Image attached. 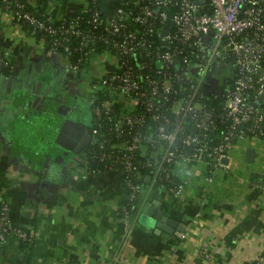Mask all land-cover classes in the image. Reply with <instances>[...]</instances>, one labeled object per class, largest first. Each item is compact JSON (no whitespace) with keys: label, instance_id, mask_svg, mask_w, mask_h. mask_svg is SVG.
<instances>
[{"label":"crops","instance_id":"0c3cea01","mask_svg":"<svg viewBox=\"0 0 264 264\" xmlns=\"http://www.w3.org/2000/svg\"><path fill=\"white\" fill-rule=\"evenodd\" d=\"M27 1L52 21L77 16L86 5ZM119 2L101 5L111 12ZM0 52L11 63L0 59V199L8 201L13 223L35 232L31 246L14 235L0 241V264H246L264 250V140L237 141L211 181L203 160L174 164L173 176L186 181L179 197L157 185L146 193L145 178V199L139 203L138 197L121 215L128 190L120 170L84 175L83 150L48 138L66 118L84 125L107 52L94 50L73 69L66 55L1 8ZM78 129L71 123L66 128L73 134ZM248 147L254 149L251 161ZM143 207L175 220V229L143 224Z\"/></svg>","mask_w":264,"mask_h":264},{"label":"built area","instance_id":"2783aa9c","mask_svg":"<svg viewBox=\"0 0 264 264\" xmlns=\"http://www.w3.org/2000/svg\"><path fill=\"white\" fill-rule=\"evenodd\" d=\"M0 1L12 17L34 27L78 35L74 50L91 39L88 56L94 50L107 52L94 83L103 91L95 94L96 114L79 165L84 175L103 169L92 172L94 164L117 167L130 200L139 192L145 195L144 178L146 193L157 185L176 197L186 181L164 187L159 180L173 177L177 162L205 161V179L211 181L217 166H227L224 158L237 141L264 140V0H120L101 17L94 12L92 21L100 31L90 39L74 23L55 28L47 17L24 9L21 0ZM48 47L55 51L52 44ZM0 59L11 66L1 52ZM220 61L229 62L233 74L220 90L203 91L204 72ZM208 92L221 104L219 113L205 104ZM217 122L224 125L214 139L207 132ZM8 210L1 198L0 241L8 233L34 240L35 232L13 223ZM246 264H264V250Z\"/></svg>","mask_w":264,"mask_h":264},{"label":"trees","instance_id":"16d2710c","mask_svg":"<svg viewBox=\"0 0 264 264\" xmlns=\"http://www.w3.org/2000/svg\"><path fill=\"white\" fill-rule=\"evenodd\" d=\"M86 1H87V4L84 6L82 11L79 13V15L74 16V17L63 16L61 19H58L56 21L47 20L46 22L48 23L50 21L55 28H59V25H61V24H64V26H68L70 23H74L77 28H79L81 31H83L87 35L88 38H86V39H90V36L98 33V31H100V26H94V22L92 21L93 16H94V12L98 11L99 13L97 14V16L101 17V15H103L105 10L103 9V7L101 5V0H86ZM21 2H23V4H24V9L33 10L31 8V6L29 5V2L27 0H21ZM0 8L3 10H7L4 8L3 2H1V1H0ZM7 11H9V10H7ZM9 13H10V11H9ZM35 15L38 18L46 20V17L41 15V14H38L35 12ZM12 18L15 22L21 24L23 27L28 29V31H30L36 37L42 38L47 43V46L52 44V47H54V49L57 53L66 55L70 61V64L74 63V61H75L78 63V67H79V66H82L83 63L88 59V57H89L88 51L93 47L91 44V39L87 43H85V42L82 43L81 49L74 50L73 46L76 44V42L78 43V41H79L78 35L61 34L58 29H57L56 33L50 32L44 28L34 27L33 25L29 24L27 21H25L23 19H17L15 17H12ZM53 41H56V43L54 45H53ZM95 44H96L98 49L104 48L103 44H101L99 42H96ZM65 46L69 47L70 52H65L66 51L64 48ZM86 50H87V52L84 53V51H86ZM81 52L83 53V55L80 54ZM80 55H81V59L78 60V57H80ZM203 100H204L205 104L208 106V108L213 109V111L219 113L222 110L221 104L218 103L217 98L213 97V92L212 93H209V92L206 93V95L203 97ZM223 125H224V123L217 122L216 127L209 129L207 133L210 136H213L214 139H216L220 135V130L223 128ZM97 166L100 168H103V169H109V168L102 167V164H100V165L94 164V166L92 168V172L95 171ZM144 176H146V172H143V177ZM176 180H177V178L175 176H173V177L170 176L169 178L162 177L159 180V183L162 184L164 187H168ZM143 183H144V181H143ZM127 190L129 191L128 188H127ZM137 198H138V196H136L133 200H130L128 197L122 203V206L119 209V214H121V215L125 214L124 210H122V208L127 209V211L129 212V210L131 209V206L135 203ZM26 227L27 226H23V228H26ZM8 235H13V234L8 233L7 236ZM18 241L22 245L31 246V244L33 243L34 240H32V241L18 240Z\"/></svg>","mask_w":264,"mask_h":264},{"label":"water","instance_id":"95a60500","mask_svg":"<svg viewBox=\"0 0 264 264\" xmlns=\"http://www.w3.org/2000/svg\"><path fill=\"white\" fill-rule=\"evenodd\" d=\"M70 123L72 125L74 124L76 129L79 128L77 131L79 134H73L66 130L67 126ZM84 127H85L84 125L79 124L75 120L71 118H66L60 124L58 128V132L56 133L54 140L55 142L61 145H64L68 149L78 151L89 140L88 135L86 136V133L83 134ZM174 145L176 146L180 145V140L178 138L174 140ZM253 154H254V149L252 147H248L246 149V159L251 161L253 158ZM138 197H139V203L141 202L142 199L143 200L145 199L142 192L139 193ZM140 218H142V222H144L143 224L153 228L154 231H159L161 229H164V230L172 232L176 227L175 220H171L170 218L162 216L161 214L159 215V212L158 214H155V213L151 214V212L147 210L146 207L142 208L140 212ZM167 226H169L170 228H168Z\"/></svg>","mask_w":264,"mask_h":264},{"label":"rangeland","instance_id":"374dc122","mask_svg":"<svg viewBox=\"0 0 264 264\" xmlns=\"http://www.w3.org/2000/svg\"><path fill=\"white\" fill-rule=\"evenodd\" d=\"M91 54L94 55L95 52L93 51ZM107 56H108V54H107ZM102 61L103 60H101V62ZM231 73H232V67H231L229 62L220 61L218 63H215V64H213V66L211 68H209L207 71L204 72L200 88L203 91H207V90L218 91L223 86H225L227 84L228 80L231 77ZM94 83L95 82H93V85H92V88H94L93 93L99 94L100 92L103 91V87L102 86L96 87V84H94ZM89 87L87 86L88 90H89ZM55 135H53V133H52V134L48 135L49 136L48 138L54 139ZM262 164H260V169H261ZM182 192H183V190L181 191V193ZM181 193H179L176 197H179L181 195Z\"/></svg>","mask_w":264,"mask_h":264},{"label":"flooded vegetation","instance_id":"af4514ba","mask_svg":"<svg viewBox=\"0 0 264 264\" xmlns=\"http://www.w3.org/2000/svg\"><path fill=\"white\" fill-rule=\"evenodd\" d=\"M233 72H234V68L232 67V73L231 74H233ZM94 98H95V95L91 99V105H89V107H87L88 108V110H87L88 114L86 115L85 122H84L85 127L83 128V134L86 133V136L88 135V137H90L91 128H92V125L94 122V117L96 114L94 111V108H93ZM77 134H79V133H77ZM84 147H85V145L78 151H82L84 149Z\"/></svg>","mask_w":264,"mask_h":264}]
</instances>
